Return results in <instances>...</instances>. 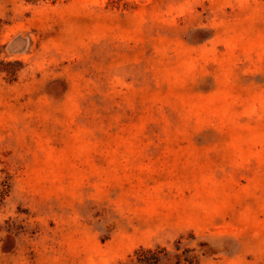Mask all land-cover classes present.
Returning <instances> with one entry per match:
<instances>
[{
    "label": "rangeland",
    "instance_id": "obj_1",
    "mask_svg": "<svg viewBox=\"0 0 264 264\" xmlns=\"http://www.w3.org/2000/svg\"><path fill=\"white\" fill-rule=\"evenodd\" d=\"M0 264H264V0H0Z\"/></svg>",
    "mask_w": 264,
    "mask_h": 264
}]
</instances>
